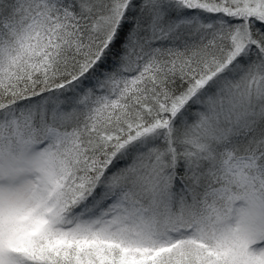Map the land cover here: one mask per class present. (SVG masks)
I'll return each mask as SVG.
<instances>
[{"label":"snow or ice","instance_id":"obj_1","mask_svg":"<svg viewBox=\"0 0 264 264\" xmlns=\"http://www.w3.org/2000/svg\"><path fill=\"white\" fill-rule=\"evenodd\" d=\"M0 264H264V0H0Z\"/></svg>","mask_w":264,"mask_h":264}]
</instances>
